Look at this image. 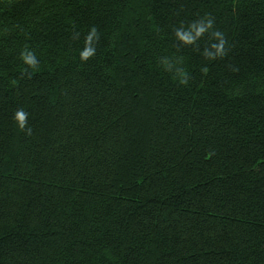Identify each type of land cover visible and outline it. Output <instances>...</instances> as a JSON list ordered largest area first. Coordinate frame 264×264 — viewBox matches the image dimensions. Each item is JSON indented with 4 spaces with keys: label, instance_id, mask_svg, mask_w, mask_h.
I'll return each instance as SVG.
<instances>
[{
    "label": "trees",
    "instance_id": "16d2710c",
    "mask_svg": "<svg viewBox=\"0 0 264 264\" xmlns=\"http://www.w3.org/2000/svg\"><path fill=\"white\" fill-rule=\"evenodd\" d=\"M0 264H264V0H0Z\"/></svg>",
    "mask_w": 264,
    "mask_h": 264
},
{
    "label": "clouds",
    "instance_id": "9594fccd",
    "mask_svg": "<svg viewBox=\"0 0 264 264\" xmlns=\"http://www.w3.org/2000/svg\"><path fill=\"white\" fill-rule=\"evenodd\" d=\"M204 31V28L201 26L198 29V34L202 33ZM95 32L93 31L92 35H94ZM88 39H91V35L88 37ZM179 39L183 40L185 43H190L191 42V38L188 35L185 34H179ZM220 47H222V43L220 45ZM94 54V49L88 48L86 47L82 52H81V59L83 60H87L89 57H91ZM219 54V51H218ZM25 62L29 65L35 66L36 64V60L35 58L29 54L27 57H25ZM25 116L26 114L22 111L17 112L15 119L17 120V122L20 124L21 127L24 126V122H25Z\"/></svg>",
    "mask_w": 264,
    "mask_h": 264
}]
</instances>
